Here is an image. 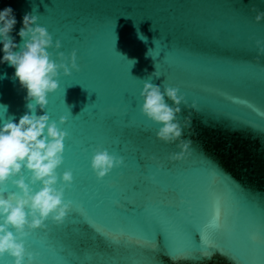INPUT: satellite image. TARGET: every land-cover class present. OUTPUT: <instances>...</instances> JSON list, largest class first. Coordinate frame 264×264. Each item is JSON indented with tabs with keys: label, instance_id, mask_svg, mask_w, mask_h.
Returning <instances> with one entry per match:
<instances>
[{
	"label": "water",
	"instance_id": "water-1",
	"mask_svg": "<svg viewBox=\"0 0 264 264\" xmlns=\"http://www.w3.org/2000/svg\"><path fill=\"white\" fill-rule=\"evenodd\" d=\"M9 5L14 42L22 43L23 15H36L52 36L51 58L60 63L63 52L71 73L58 70L59 86L36 114L68 133L56 171H72L63 196L72 205L62 224L49 216L46 229L23 238L36 254L24 264H264V53L256 44L264 19L255 20L264 0H0V10ZM14 72L0 63V126L34 102ZM149 79L161 91L177 87L187 102L177 114L180 139L191 141L181 160L169 159L180 140L159 139L162 125L141 111ZM97 147L124 161L101 179L91 167ZM13 191L9 181L3 195ZM217 199L224 227L214 240L207 224ZM0 264L13 258L5 253Z\"/></svg>",
	"mask_w": 264,
	"mask_h": 264
},
{
	"label": "clouds",
	"instance_id": "clouds-1",
	"mask_svg": "<svg viewBox=\"0 0 264 264\" xmlns=\"http://www.w3.org/2000/svg\"><path fill=\"white\" fill-rule=\"evenodd\" d=\"M253 11H256L255 7ZM37 19L31 13L23 15V26L17 33L22 43L17 45L10 35L17 23L14 11L10 5L0 10V43L3 45L0 63H7L15 69L14 77L27 90L25 99L34 101L27 103L30 112H25L18 122L9 119L0 126V220L3 221L0 223V256L7 253L13 258V264H24L25 255L29 262L33 261L36 254L26 252L23 238L34 229H46L45 221L49 216L56 224H62L72 205V201L63 199L65 187H70L73 181L72 171L65 170L62 177H58L56 171L64 159V140L68 133L59 128L56 121L50 122L46 112L36 114V106L43 110L48 103L47 94L58 88V80L55 79L59 75L58 70L63 69L65 75L71 73L64 63L63 52L57 53L61 57L60 63L51 58L52 53L47 49L53 47L52 36L45 27L36 23ZM262 19L264 11H256L255 20L259 22ZM256 44L259 52L264 53V41L257 40ZM54 47H61L59 39ZM16 48L19 51H14ZM70 62L73 69L78 68L75 50L71 53ZM152 75L159 76L157 72ZM178 93L179 89L173 86H166L161 91L151 79L145 80L140 93L143 97L142 113L162 125L156 133L157 137L170 143L180 140L177 147L181 150L169 156L173 161L183 159L191 143L180 139L183 130L177 114L181 112V103L187 105V102ZM165 97L173 102L171 106ZM191 106L195 108V102ZM59 119L63 124L67 117L61 115ZM189 121L190 117H187L186 125ZM93 152L91 167L98 179L124 162L123 157L109 154L107 149L97 147ZM25 168L30 172V183L25 180ZM17 176L19 178H15ZM58 180L63 182L59 187L56 186ZM9 181L19 192H8L5 197L3 193L8 191ZM37 181L42 186L34 192L31 185ZM10 227L15 229V233L9 230ZM207 227L213 230L224 227L219 199L213 204ZM252 238L255 239V235Z\"/></svg>",
	"mask_w": 264,
	"mask_h": 264
},
{
	"label": "snow or ice",
	"instance_id": "snow-or-ice-1",
	"mask_svg": "<svg viewBox=\"0 0 264 264\" xmlns=\"http://www.w3.org/2000/svg\"><path fill=\"white\" fill-rule=\"evenodd\" d=\"M165 233V232H164ZM217 235H221V229L220 230H213L211 233H210V238L214 239L215 240V237ZM165 237H166V241L168 243V247H169V240H168V237H167V234L165 233ZM169 255L172 256V253L170 251V247H169Z\"/></svg>",
	"mask_w": 264,
	"mask_h": 264
}]
</instances>
